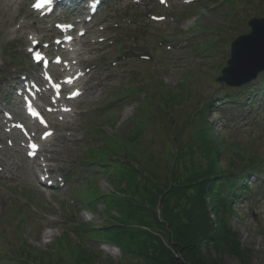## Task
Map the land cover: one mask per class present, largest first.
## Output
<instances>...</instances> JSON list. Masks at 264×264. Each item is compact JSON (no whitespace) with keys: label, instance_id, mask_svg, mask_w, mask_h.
Returning <instances> with one entry per match:
<instances>
[{"label":"rangeland","instance_id":"rangeland-1","mask_svg":"<svg viewBox=\"0 0 264 264\" xmlns=\"http://www.w3.org/2000/svg\"><path fill=\"white\" fill-rule=\"evenodd\" d=\"M101 1L106 2L93 21L85 24L88 32L80 43L86 46L107 37L104 44L89 45L95 47L90 52L87 46L82 48L83 58L91 59L100 72L105 69L103 75L115 73V78L77 102L71 124H51L68 137L57 141L60 151L51 162L57 183L39 182L30 167L37 157L28 159L25 147L18 152L8 140L0 142V264H18L7 253L20 242L42 252L44 262L54 264L61 254L56 242L66 228L91 223L98 229L112 222L104 197L94 204L83 199L84 192H116L119 183L114 177L111 180L110 169L115 170L120 160L127 158L129 164L128 159H136L139 170L155 173L162 182L171 151L175 153L178 145H198L199 136L223 145H241V152L229 148L222 153L224 168L239 163L232 161L238 157L247 164L264 156V71L241 87L216 81L229 57L231 40L249 31L251 17L264 16V0H194L192 4L167 0L165 6L146 0V9L138 6V0ZM30 2L18 0L13 7L8 0L0 1V119L9 111L14 120H21L23 111L14 103L17 98L11 86L27 73L39 76L26 50L27 36L36 33L45 42L56 32L51 21L68 19V13L53 15L50 21L41 19L31 12ZM155 14L167 18L154 22L150 17ZM103 22L105 30L100 28ZM167 43H182L185 48L166 51ZM129 50L136 53L119 60ZM138 54L149 57L142 59ZM234 95L249 100L227 104ZM222 97L226 100L218 103ZM41 131L38 128V134ZM133 134L130 143L125 141ZM247 179L244 196H235L230 223L249 250L251 264H264V169L248 174ZM110 213L119 215L115 210ZM88 241L103 258L119 262L122 255L115 244ZM127 257L131 259L122 257L120 262L137 264L135 257ZM223 262L240 264L228 255ZM62 264L70 263L62 260Z\"/></svg>","mask_w":264,"mask_h":264},{"label":"trees","instance_id":"trees-1","mask_svg":"<svg viewBox=\"0 0 264 264\" xmlns=\"http://www.w3.org/2000/svg\"><path fill=\"white\" fill-rule=\"evenodd\" d=\"M135 136L125 141L130 143ZM198 141V145H178L175 153L171 151L173 157L162 182L155 173L139 170L136 159H128L129 164L125 163L127 158L120 160L115 170H110L111 180L114 177L119 183L115 193L94 190L84 194L87 204L104 197L112 222L98 229L91 223L66 228L57 239L56 250L61 254L54 264H62V260L70 264H120L122 257L130 258L128 255L135 257L137 264H225L224 255L240 264H251L249 250L240 243L230 216L237 192L247 190V172L262 170L264 156L247 164L238 157L232 161L239 163L225 169L220 163L222 153L229 148L241 152V145L210 142L205 135ZM89 209L93 210V205ZM113 210L119 215L110 213ZM86 235L91 241L115 244L122 255L119 262L103 258ZM24 243L10 249L7 258L18 264H53L44 262L42 252Z\"/></svg>","mask_w":264,"mask_h":264},{"label":"bare ground","instance_id":"bare-ground-1","mask_svg":"<svg viewBox=\"0 0 264 264\" xmlns=\"http://www.w3.org/2000/svg\"><path fill=\"white\" fill-rule=\"evenodd\" d=\"M34 40H39V38L35 35H32L31 36V46L33 45ZM98 42H100V40ZM94 49L95 47H92L88 49V51H91ZM78 50L79 48H73V51L71 52L73 54L71 56L72 61H70L71 63H70L69 69L72 68L74 70L71 73H67L66 76H72L74 73L82 71L81 66L84 65L85 62H88V63L92 62L91 59L86 60V59L80 58ZM95 73H96L95 71L92 72L86 80L79 83L84 93L90 92L92 90L94 91L97 87L101 86L104 81L106 80L109 81L115 78V73L106 74L104 76H101L103 74L102 72H99L97 74ZM63 101L64 99L59 100L56 104V108L53 111V113H56V117L58 118V120L61 121L59 126H67L68 124H71V121L73 120L72 118L74 117V114H72L74 112L73 104H66ZM35 127H36L35 125L29 126V129L31 133L33 134V136L36 135ZM46 129H48V127L45 128L44 130ZM6 136L12 139L15 144H17L18 140H21V135L15 134L14 131L9 134L6 133ZM67 138L68 137L62 132L52 131L48 140L44 144L41 145V149L39 150L40 152H43L41 153L42 158H40L43 161L42 162L33 161L32 163H30L31 168L33 169V172L35 174H38L39 177H43L42 179L43 183H46L48 180H52L53 182L56 181V177L53 174L54 172L53 167L50 164L43 163V162L45 161L48 162V161H52L56 159L55 155L60 151L57 141H61V140L63 141L64 139H67ZM19 143H21V141ZM106 248L110 249L111 247L107 246Z\"/></svg>","mask_w":264,"mask_h":264},{"label":"water","instance_id":"water-1","mask_svg":"<svg viewBox=\"0 0 264 264\" xmlns=\"http://www.w3.org/2000/svg\"><path fill=\"white\" fill-rule=\"evenodd\" d=\"M248 25L251 31L231 42L228 65L221 70L218 81L240 86L264 70V18H253Z\"/></svg>","mask_w":264,"mask_h":264},{"label":"snow or ice","instance_id":"snow-or-ice-1","mask_svg":"<svg viewBox=\"0 0 264 264\" xmlns=\"http://www.w3.org/2000/svg\"><path fill=\"white\" fill-rule=\"evenodd\" d=\"M163 2H164V0H161V3H163ZM33 6L36 7V8H40L41 7V4L40 3H37V4L33 5ZM161 19H162V17H161ZM36 59H39V56H37ZM46 135H48V134H46ZM31 147L33 149H35L37 146L36 145H32ZM30 154H32V153H30Z\"/></svg>","mask_w":264,"mask_h":264}]
</instances>
